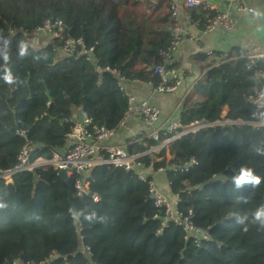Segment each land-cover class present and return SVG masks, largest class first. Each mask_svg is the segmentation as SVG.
<instances>
[{
  "label": "trees",
  "instance_id": "trees-1",
  "mask_svg": "<svg viewBox=\"0 0 264 264\" xmlns=\"http://www.w3.org/2000/svg\"><path fill=\"white\" fill-rule=\"evenodd\" d=\"M191 13L201 28L207 13L199 8ZM48 19L61 21L63 37L92 45L93 60H59V38L34 43L35 30ZM19 30L24 33L11 34ZM172 30L168 0H0V171L17 162L24 139L15 131L24 132L33 146L30 162L42 163L65 147L80 110L97 126L115 128L127 102L115 77L102 71L113 69L128 80L156 86L154 69L164 65L159 52L169 47ZM203 69L182 102L181 118L184 127L207 126L178 145L184 161H196L188 181L193 212L209 227L198 258L178 224L160 228L162 209L131 172L96 166L92 191L99 200L73 197L74 223L66 184L50 165L36 164L12 173L9 181L0 177V264L16 257L38 263L53 249L62 257L50 264H75L71 254L79 249V236L90 256L78 255L77 264H264V229L251 220L264 204V127L256 125L259 118L248 101L261 84L245 57L219 63L204 59ZM9 72L11 85L4 81ZM154 165L163 167L168 196L178 195V208L185 212L177 172L165 161ZM242 166L261 177L259 186L235 188L232 177ZM92 212L95 216L85 219ZM245 212L247 230L235 222Z\"/></svg>",
  "mask_w": 264,
  "mask_h": 264
},
{
  "label": "built area",
  "instance_id": "built-area-1",
  "mask_svg": "<svg viewBox=\"0 0 264 264\" xmlns=\"http://www.w3.org/2000/svg\"><path fill=\"white\" fill-rule=\"evenodd\" d=\"M141 1V0H140ZM153 0H151L152 2ZM170 5V19L173 23V30L170 35V45L167 49L159 52L164 61V65L158 66L154 72L159 77V83L153 86L155 92L171 93L181 84V77L170 69L174 55L177 53L181 42L185 39L196 38L197 31L201 33L217 32L222 29L231 32L235 27V20L226 11L219 9L218 6L210 0H168ZM235 3V7L240 11H251L252 8L241 4L240 0H227ZM154 3V2H153ZM199 8L207 13L205 21L201 28H197L199 20L195 19L191 13L192 10ZM24 33L23 30L11 31V34ZM35 42H40V38L45 40L59 38L61 43L56 48L57 55L64 58L83 56L85 60H93V46H87L83 39L78 37H63V26L60 20H45L42 26L38 27L34 36ZM247 59V69L251 70L254 77L259 79L261 90L249 97L248 101L253 106L254 113L259 121L256 125L264 127V53L248 52L245 55ZM102 73H111L115 75L116 87L127 101V107L123 112L122 118L115 128L107 126H97L92 117L85 111L80 110L72 130L67 135L66 145L63 148H56L52 151L51 158L45 162L31 163L30 158L33 155V146L26 141L25 134L22 131H15V134L24 139L17 162L14 167L7 171H0V177L9 181L10 175L15 172L30 170L36 164L50 165L56 172L64 169L67 177L72 179L73 197L82 200L90 197L94 202L99 200L98 196L92 191V171L100 164H112L125 171L131 172L141 182L145 183L148 195L156 208L162 209L160 228L167 226L169 222L178 224L185 233V239L191 243L192 254L195 258L199 257L202 243L209 241V227L204 220L196 215L190 206V197L188 200L185 188L190 190L189 178L183 182L182 193L185 194V208L182 212L178 208L181 198L178 195L169 197L157 185L156 174L164 171L162 166H155L149 158H142L141 155L134 156V153L142 149L147 143H152V149L168 148L170 143L174 146L176 153L181 157L183 153L179 148V142L189 133L195 132L207 125L193 122L188 127L182 124L181 114L177 117H169L162 122H158L160 110L156 104L149 98H136L133 91L126 85L128 81L119 72L105 68ZM48 104V102H46ZM133 114L141 116L143 126L138 129H131L127 125L128 119ZM125 127L128 131L127 140L124 143H107L106 138L111 135L116 128ZM150 145V144H149ZM127 146L133 148L132 151L126 149ZM184 164L190 169L195 164V159L184 161ZM173 170V169H172ZM179 175V170L175 168ZM180 177V176H179ZM187 183V184H186ZM190 194V193H189ZM157 218L158 215H154ZM79 231V228L77 229ZM81 247L77 252L72 253L71 257L77 264L78 255L89 257L90 249L82 243L79 236ZM61 254L53 249L47 258L38 263L24 262L16 257L11 264H50L53 260L61 258Z\"/></svg>",
  "mask_w": 264,
  "mask_h": 264
},
{
  "label": "crops",
  "instance_id": "crops-1",
  "mask_svg": "<svg viewBox=\"0 0 264 264\" xmlns=\"http://www.w3.org/2000/svg\"><path fill=\"white\" fill-rule=\"evenodd\" d=\"M210 1L214 2L219 9L226 10L232 16V18L235 20V27L231 32H226L222 29H219L217 32L205 34L197 31L196 38H185L181 42L179 49L172 60L173 67H170V69L175 70L182 80L181 84L175 91L171 93L155 92L153 90V85L150 82L127 79L128 81L126 82V85L133 91L136 98L140 99L149 97L153 103L158 106L160 110L158 122H162L164 119L172 116L177 117L180 116V114H183L182 102L184 98L188 95V93L191 92L193 85L199 80L206 70H202L204 59H215V61L219 63L227 62L233 59L234 55L242 58L245 57L248 52L264 53V0L239 1L244 6L252 8L251 11H240L235 7V3L228 2L227 0ZM153 2H155V0H153L152 3ZM43 41H45V39L40 40L42 43ZM229 53L230 56L228 55ZM59 56V60L64 59L63 56ZM112 75L115 77L114 74ZM187 116H190V113H188ZM127 125L131 127V129L141 128L143 126L141 116L139 114H133L128 119ZM127 134L128 131L125 127H119L116 128L114 132L106 138L105 141L107 143H124L127 140ZM126 149L128 151L133 150V148L130 146H127ZM172 151L174 152L175 150L172 149ZM181 158L183 161L184 158ZM150 160L154 161V159ZM155 161H165L170 166H172L171 168L173 170L176 168L175 165L166 157L162 159H155ZM163 173L164 171L156 174L155 179L157 181L158 187L166 195L170 196L171 192L168 188V183ZM191 192L192 187L190 188L189 193L190 206L193 210ZM214 246L221 248L222 244H214ZM80 247L81 243L79 244V249Z\"/></svg>",
  "mask_w": 264,
  "mask_h": 264
},
{
  "label": "clouds",
  "instance_id": "clouds-1",
  "mask_svg": "<svg viewBox=\"0 0 264 264\" xmlns=\"http://www.w3.org/2000/svg\"><path fill=\"white\" fill-rule=\"evenodd\" d=\"M24 49H21V54L23 55ZM4 81L11 85L14 83V77L11 73H7L4 76ZM232 182L235 188H242L244 185H251L252 188H256L261 183V177L256 175L254 170L248 167L242 166L238 173L232 177ZM246 202V199L244 200ZM95 216V212H92L90 215L85 216V219L91 220L92 217ZM248 213L237 214L235 216V222L239 225L243 226L244 230H247L248 225L246 221L248 220ZM251 220L253 223H258L260 229H264V204H260L256 207V209L251 213Z\"/></svg>",
  "mask_w": 264,
  "mask_h": 264
},
{
  "label": "bare ground",
  "instance_id": "bare-ground-1",
  "mask_svg": "<svg viewBox=\"0 0 264 264\" xmlns=\"http://www.w3.org/2000/svg\"><path fill=\"white\" fill-rule=\"evenodd\" d=\"M152 143L153 142H150L149 143L150 145L147 143L142 149L137 150L134 153V156L141 155L142 158H150V159H162V158L166 157L179 170L180 179L183 182H187V180L189 178L188 168L186 167V165L182 161V158L180 157V155H177V154H179V152L176 153V152L172 151V148L174 146L170 143L168 148L152 149V150L146 152L148 149H150V147H152L151 146ZM185 191L187 193V197H188V200H189V197H190L189 189L185 188Z\"/></svg>",
  "mask_w": 264,
  "mask_h": 264
},
{
  "label": "water",
  "instance_id": "water-1",
  "mask_svg": "<svg viewBox=\"0 0 264 264\" xmlns=\"http://www.w3.org/2000/svg\"><path fill=\"white\" fill-rule=\"evenodd\" d=\"M45 41H43L44 43ZM58 176V178L60 180H62L66 186H67V200H68V203L70 205V210L72 212V215H73V220H74V223H77L78 222V214H77V209L72 201V198H73V191H72V179L67 177L66 174H65V170L62 169V170H59L56 174ZM148 199H150V197L148 196Z\"/></svg>",
  "mask_w": 264,
  "mask_h": 264
},
{
  "label": "rangeland",
  "instance_id": "rangeland-1",
  "mask_svg": "<svg viewBox=\"0 0 264 264\" xmlns=\"http://www.w3.org/2000/svg\"><path fill=\"white\" fill-rule=\"evenodd\" d=\"M45 37H42V38H40V40H42V39H44ZM154 161H155V159H154ZM172 167V166H171ZM187 184V183H186Z\"/></svg>",
  "mask_w": 264,
  "mask_h": 264
}]
</instances>
